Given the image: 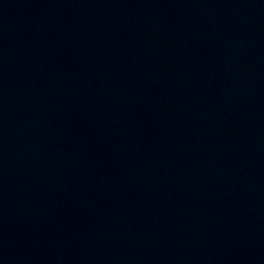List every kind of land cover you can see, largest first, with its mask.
Here are the masks:
<instances>
[{
    "label": "water",
    "instance_id": "obj_1",
    "mask_svg": "<svg viewBox=\"0 0 264 264\" xmlns=\"http://www.w3.org/2000/svg\"><path fill=\"white\" fill-rule=\"evenodd\" d=\"M0 264H182L99 169L1 77Z\"/></svg>",
    "mask_w": 264,
    "mask_h": 264
}]
</instances>
